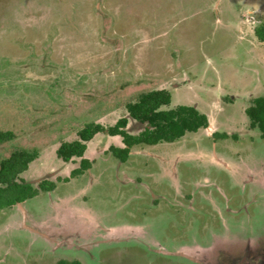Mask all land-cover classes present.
Returning <instances> with one entry per match:
<instances>
[{"label":"rangeland","instance_id":"374dc122","mask_svg":"<svg viewBox=\"0 0 264 264\" xmlns=\"http://www.w3.org/2000/svg\"><path fill=\"white\" fill-rule=\"evenodd\" d=\"M261 24L264 0H0V130L15 133L0 161L37 153L18 181L56 185L0 209V264H264V139L246 114L264 96ZM163 87L211 126L127 162L101 133L71 176L61 143Z\"/></svg>","mask_w":264,"mask_h":264},{"label":"trees","instance_id":"16d2710c","mask_svg":"<svg viewBox=\"0 0 264 264\" xmlns=\"http://www.w3.org/2000/svg\"><path fill=\"white\" fill-rule=\"evenodd\" d=\"M256 33L258 38L264 42V24L256 28ZM126 109L129 117L146 126L138 135H132L127 131L130 118L126 116L120 118L112 126L96 122L86 124L78 130L74 140L61 143L57 154L64 162L81 159V167L72 172V177L84 174L86 170L92 168L93 163L85 157L88 149L87 143L101 133L123 138L124 147L111 146L110 150L120 160L127 162L135 146L174 143L184 138L188 133H198L210 125L208 115L197 107L173 105L172 93L166 88L141 93L138 99L126 104ZM246 114L250 120L251 129H258L264 139V96L253 98L251 105L246 108ZM220 135H222L221 137L227 136L226 133H218L215 136ZM14 138V132L0 130V145ZM37 155V153L27 150H18L0 161V209L23 203L36 197L43 190L51 191L55 188L54 183H51V187L46 185L48 180H43L37 187L23 180H21L22 183L18 181L20 176L29 169ZM59 264L80 263H69L62 260Z\"/></svg>","mask_w":264,"mask_h":264},{"label":"flooded vegetation","instance_id":"af4514ba","mask_svg":"<svg viewBox=\"0 0 264 264\" xmlns=\"http://www.w3.org/2000/svg\"><path fill=\"white\" fill-rule=\"evenodd\" d=\"M209 117V116H208ZM209 120H210V118H209ZM211 120H210V125H209V127L211 126ZM208 127V128H209ZM207 129V128H206ZM112 137V136H111ZM179 174V173H178ZM213 183V182H212ZM212 183H210V184H208V186L209 185H212ZM56 188V187H55ZM52 191V190H51ZM157 197V196H156ZM193 198L192 197H188L187 198V201H191ZM192 202H194L193 200H192ZM155 204L157 203V202H154ZM54 206H55V204H54ZM181 206H185V204H181ZM186 206H189V205H187L186 204ZM185 206V207H186ZM192 210L194 211V214H196V216H203L204 215V212L202 211V210H196L195 209V205H192ZM231 210V209H230ZM232 211V210H231ZM187 212V211H186ZM28 214H30V213H28ZM64 214H66V213H64ZM81 214H86V212H81ZM92 214H94V213H92ZM233 214H236V213H233ZM218 215V217L222 220V222H223V225H227L228 226V224H227V222H228V220H227V217H226V214H217ZM143 230H146V227H144L143 228ZM217 231L215 230L214 232H213V234L214 233H216ZM238 233V232H237ZM84 235H81V237H83ZM214 238V240H216V238L215 237H213ZM216 244V243H215ZM209 249H211V247L209 248ZM212 250V249H211ZM248 250H250V247H248ZM256 250V249H255ZM164 254V253H163ZM177 254V253H176ZM174 255V254H173ZM174 256H176V255H174ZM68 262V261H67ZM74 262V261H73ZM75 262H77V261H75ZM81 264V263H80Z\"/></svg>","mask_w":264,"mask_h":264},{"label":"crops","instance_id":"0c3cea01","mask_svg":"<svg viewBox=\"0 0 264 264\" xmlns=\"http://www.w3.org/2000/svg\"><path fill=\"white\" fill-rule=\"evenodd\" d=\"M163 88H164V87H163ZM165 88L168 89L167 87H165ZM157 89H162V88H157ZM108 136L111 137L109 134H108ZM85 157H87L86 154H85ZM91 162H92V161H91ZM92 163H93V162H92ZM80 166H81V165H80ZM78 168H79V167H78ZM75 169H77V168H75ZM45 180H46V179H45ZM55 187H56V186H55ZM41 192H42V191H41ZM67 199H68V197H67V198H66V197H65V198H59V199H58L59 201L57 202V205L60 206L59 203L62 202V201H66V202H67ZM60 210H61V209H60ZM81 210H82V213H83V212H86V214H92V213H90V211L87 210V209H83V208H82ZM73 211L75 212V211H77V210L74 208ZM62 213H66V214H67V213H69V212H62Z\"/></svg>","mask_w":264,"mask_h":264},{"label":"clouds","instance_id":"9594fccd","mask_svg":"<svg viewBox=\"0 0 264 264\" xmlns=\"http://www.w3.org/2000/svg\"><path fill=\"white\" fill-rule=\"evenodd\" d=\"M223 134V133H222ZM227 134V133H226ZM41 193V192H40ZM29 200V199H28ZM27 201V200H26Z\"/></svg>","mask_w":264,"mask_h":264}]
</instances>
